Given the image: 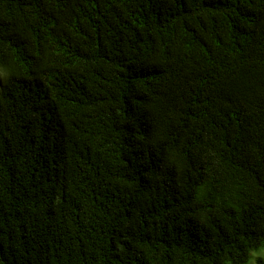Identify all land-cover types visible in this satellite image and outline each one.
I'll return each mask as SVG.
<instances>
[{"label":"trees","instance_id":"16d2710c","mask_svg":"<svg viewBox=\"0 0 264 264\" xmlns=\"http://www.w3.org/2000/svg\"><path fill=\"white\" fill-rule=\"evenodd\" d=\"M252 258L264 0H0V264Z\"/></svg>","mask_w":264,"mask_h":264},{"label":"rangeland","instance_id":"374dc122","mask_svg":"<svg viewBox=\"0 0 264 264\" xmlns=\"http://www.w3.org/2000/svg\"><path fill=\"white\" fill-rule=\"evenodd\" d=\"M254 255H256V254H254ZM249 264H254V260H253V258H252V260L250 261Z\"/></svg>","mask_w":264,"mask_h":264}]
</instances>
